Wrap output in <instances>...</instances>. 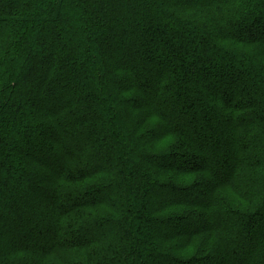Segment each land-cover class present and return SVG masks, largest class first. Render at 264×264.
<instances>
[{
    "label": "trees",
    "instance_id": "1",
    "mask_svg": "<svg viewBox=\"0 0 264 264\" xmlns=\"http://www.w3.org/2000/svg\"><path fill=\"white\" fill-rule=\"evenodd\" d=\"M0 264H264V0H0Z\"/></svg>",
    "mask_w": 264,
    "mask_h": 264
},
{
    "label": "rangeland",
    "instance_id": "2",
    "mask_svg": "<svg viewBox=\"0 0 264 264\" xmlns=\"http://www.w3.org/2000/svg\"><path fill=\"white\" fill-rule=\"evenodd\" d=\"M228 43H229V42H227V43H225V44L228 45ZM243 47H245V46H239V48H242V49H243ZM245 48H246V47H245ZM245 48H244V49H245ZM199 145H200V144H199ZM199 145H198V146H199ZM230 161H231V163H232V162L235 161V159H234V158H233V159L230 158ZM227 190H228V189H227ZM164 198H165V200H168V199H171L172 197H170V196H165ZM41 199H42L43 203L45 204V203H46L45 199H44L43 197H42ZM36 201L41 202V200H38V198L36 199ZM32 203H35V201L32 202ZM44 204H43V205H44ZM194 222H195V221H194ZM194 224H195V226H197V227H200V226L202 225V224L198 223V221H196ZM179 229H181V230L185 229V232H186V231H188L189 228H188V227H184V228H179ZM171 230H172L171 228H165V229H163V230H160V231L158 232V235L160 236V235H162L163 233H170ZM32 234H34V231L32 232ZM34 235H35V234H34ZM204 236H205V235H202V236H198V237H196L197 239H194L192 243H196L199 239H204ZM33 241H34V240L31 238V239H30V243H33ZM175 242H176V241H175ZM20 243H21V244H24V243H22V242H20ZM6 248L9 249V250H11V245L7 246ZM183 253H184V254H188V251H183ZM213 263H218V260H213Z\"/></svg>",
    "mask_w": 264,
    "mask_h": 264
}]
</instances>
